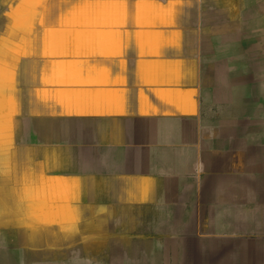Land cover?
I'll list each match as a JSON object with an SVG mask.
<instances>
[{"label":"crops","instance_id":"crops-1","mask_svg":"<svg viewBox=\"0 0 264 264\" xmlns=\"http://www.w3.org/2000/svg\"><path fill=\"white\" fill-rule=\"evenodd\" d=\"M18 8L0 229L48 232V264H264L260 0Z\"/></svg>","mask_w":264,"mask_h":264},{"label":"bare ground","instance_id":"bare-ground-1","mask_svg":"<svg viewBox=\"0 0 264 264\" xmlns=\"http://www.w3.org/2000/svg\"><path fill=\"white\" fill-rule=\"evenodd\" d=\"M0 221V226H4ZM11 233V236L9 237V234ZM9 240L11 241H20L21 245H18L17 247L22 245H27L29 251H22L20 254L15 255L14 253L11 254L10 258H3L2 264H48V262L43 261L44 259L40 260L36 257H31V249H33L35 246L43 247L44 244L48 243V232H30V231H14L11 229H0V248L4 249L6 251L7 247H16L7 245L6 242ZM33 242H35L33 244ZM26 243V244H24ZM45 248V247H44ZM3 254V253H2ZM34 256H37L36 254Z\"/></svg>","mask_w":264,"mask_h":264},{"label":"rangeland","instance_id":"rangeland-1","mask_svg":"<svg viewBox=\"0 0 264 264\" xmlns=\"http://www.w3.org/2000/svg\"><path fill=\"white\" fill-rule=\"evenodd\" d=\"M23 0H0V30L6 25V23H11V21H13V19H9L11 16H14L18 13V10L20 8L19 5H22ZM260 16L262 19V23H261V38H262V42L264 43V0H260ZM251 30L253 31V25ZM11 236V233L9 234V237ZM35 242H33L34 244ZM7 245H11V246H16V247H7L6 251L2 248H0V264H2V259L3 258H7L9 259L11 254L14 253L15 255L18 256V254H20L22 251H29V249L25 246L27 245H22L23 247L18 245H21L20 241H11L9 240L8 242H6ZM26 244V243H24ZM31 257L34 258L36 257L37 259H44L43 261L48 262V248H44V247H39V246H35L33 249H31ZM3 253V254H2ZM37 256H34V255Z\"/></svg>","mask_w":264,"mask_h":264}]
</instances>
